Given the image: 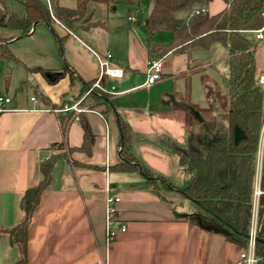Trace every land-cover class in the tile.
Listing matches in <instances>:
<instances>
[{
    "label": "crops",
    "instance_id": "obj_1",
    "mask_svg": "<svg viewBox=\"0 0 264 264\" xmlns=\"http://www.w3.org/2000/svg\"><path fill=\"white\" fill-rule=\"evenodd\" d=\"M1 1L5 4L8 0ZM22 6L21 15L25 10ZM224 6L223 0H211L208 12L214 14ZM108 8L114 10L115 6ZM142 16L139 10L129 15L126 12L125 21L130 28L121 44L123 49L119 50L107 41L95 44L78 31H68L55 22V33L62 37L59 42L52 32L63 51L61 64L27 65L23 80L26 94L3 105L0 264H13L19 257L8 230L21 217L20 199L25 189L41 178L40 162L56 153L53 144L61 141L66 156L54 162L50 184L41 193L27 227L26 264H235L242 247L221 232L176 217L174 210L185 211L178 204H185L172 187L185 186L191 176L179 164L174 146L185 147L191 129L227 107L226 71L222 73L219 67L227 56V48L215 45L206 54L198 50L167 53L159 58L161 78L145 86L149 60L146 35L137 41L132 33V26ZM98 22L106 29L105 21ZM39 25L52 31L46 24ZM89 28L86 24L80 29L87 32ZM87 33L88 37L93 35L91 30ZM248 35L256 42L258 74L264 66V40L255 39L254 33ZM260 49L261 64L257 56ZM108 52L112 55L109 65L120 67L123 73L120 77H107L108 86L114 88L105 97H93L86 93V84L89 86L98 77L96 54L105 58ZM4 85L7 86L5 81ZM33 95L36 101L30 100ZM78 101V106L86 110H63ZM67 117L63 135L61 123ZM121 124L128 134V152L136 158V168H109L122 160ZM140 164L158 179V187L153 189L147 184ZM108 194H116L119 201L114 204L116 212L111 221L117 233L106 244ZM185 200L192 209L190 200ZM121 226L125 230L121 231Z\"/></svg>",
    "mask_w": 264,
    "mask_h": 264
},
{
    "label": "trees",
    "instance_id": "obj_2",
    "mask_svg": "<svg viewBox=\"0 0 264 264\" xmlns=\"http://www.w3.org/2000/svg\"><path fill=\"white\" fill-rule=\"evenodd\" d=\"M18 1L25 8L22 15L8 10L4 2H0V26L8 31L7 35L0 34V57L9 55L7 44L10 40L29 35L39 24L50 27L59 42L62 37L55 33V22L74 33L81 28L79 21L89 26L97 25L98 21L89 22L86 17L88 6L96 3L112 7L119 0H75L74 7L61 5L58 0H49V4L41 0ZM127 1L134 4L133 0ZM210 1L146 0L150 7L144 21L145 45L149 60L159 59L167 53H190L191 50L206 54L215 45L227 48V56L222 61L226 67L227 107L191 129L185 147L174 146L179 164L185 166L191 176L185 186H168L188 198L193 206L189 213L174 210L176 217L206 230L221 232L244 247L253 204L255 157L264 121V96L257 80L254 59L256 42L247 35L263 25L264 0H223L225 6L214 14L208 12ZM130 12L128 9L127 14ZM100 83L108 88L107 76H103ZM89 86L87 83L86 87ZM88 94L105 97L106 91L94 88ZM68 118L61 123L63 135ZM121 133L122 160L109 168H136L133 163L136 158L128 152L129 137L122 124ZM53 147L56 153L40 162L41 178L25 189L20 199L21 217L8 230L10 242L19 250V257L13 264H26L27 227L41 193L50 184L54 162L66 156L63 141L54 143ZM140 166L147 184L153 189L158 187V179L147 167ZM259 189L257 236L264 240V148ZM255 251L260 257L256 264H264V244L256 242Z\"/></svg>",
    "mask_w": 264,
    "mask_h": 264
},
{
    "label": "rangeland",
    "instance_id": "obj_3",
    "mask_svg": "<svg viewBox=\"0 0 264 264\" xmlns=\"http://www.w3.org/2000/svg\"><path fill=\"white\" fill-rule=\"evenodd\" d=\"M41 1L46 2L47 0ZM58 2L67 6H74L75 0H58ZM46 3L49 4V1ZM133 3L134 5H130L127 0H119L114 4V10H110L108 7L106 8V6L102 4H90L86 13V17L89 18L88 21H105L106 29L101 28V26L99 25H91L89 30H87V32L91 30V33H93L91 37H88L89 33L81 30L80 28L78 29V33L82 35L86 40L87 38H89V41H92L95 44H103L104 41H107L113 46L115 45L118 50L119 48L123 49V46L121 44L124 42V38L126 36L125 34L128 33V28H130V23L127 24L125 21L126 12L129 8L133 12H135L136 10H139V12L141 13L143 12V16L140 17L139 22L136 23L135 26H132V28H134V30L132 31L134 38L137 39V41H142L144 36L146 35V31L143 27V22L150 6L147 4L146 0H133ZM5 5L7 6L8 10L16 14H19L23 10V4L18 0H8ZM19 15H21V13ZM83 23L84 22L81 21L78 25L81 28H84L86 24ZM251 33L253 34V32ZM0 34L7 35L8 31L4 27L0 26ZM7 48L9 55L7 57H0V95L3 97L7 95V97H9L10 99L13 97L19 99L26 94V86L23 80L26 78L25 71L27 65L58 67L61 64V54H63V51H61V47L55 40L52 31L48 30L43 25H38L32 34L15 40H10L7 44ZM260 53L261 49L259 51V55H257L258 62H260L261 64V56H263V54L261 55ZM219 67L222 70V73L226 71V67L224 65L220 64ZM7 76V86L5 87L4 81ZM223 109H225V106L222 107V110ZM257 147L258 148L255 157L253 194H255L256 190L259 191V194L261 192L259 189V177L261 172L264 148V121L259 133ZM180 197L181 199H183V203L185 205L183 204L184 207H182V205L178 204V207L185 208V211L190 212L193 208H190V205L187 204L188 202L186 203V200L183 196ZM252 202L257 204L259 203L258 197H256V195H253ZM253 210L254 207H252V211Z\"/></svg>",
    "mask_w": 264,
    "mask_h": 264
},
{
    "label": "built area",
    "instance_id": "obj_4",
    "mask_svg": "<svg viewBox=\"0 0 264 264\" xmlns=\"http://www.w3.org/2000/svg\"><path fill=\"white\" fill-rule=\"evenodd\" d=\"M132 21H136L135 17L131 18ZM254 33L255 39H263L264 40V23L263 25L256 29L252 30ZM111 54L108 52L105 55V58L99 56L96 54V58L98 60V64L100 67L98 77L95 79V81L86 89V93H90L94 88L102 89L106 92H111L113 90V86H109L108 88H104L101 83L100 79L103 76L107 77H120L122 76V69L120 67L111 66L108 63V59L111 58ZM161 69H162V63L160 59H152L148 60L146 64V71H145V79L143 82V85L149 86L156 81H158L161 78ZM257 80L258 83L262 89V93L264 96V66L263 69L257 74ZM31 101H36V97L30 96ZM10 102V98L0 95V111L4 110L3 105ZM79 101L74 103L73 105L64 106L63 110H69L73 109L76 112L84 111L86 110V107H79ZM259 191L256 190L255 194L256 197H258ZM119 201V197L116 194H108L105 199V219H106V226H105V235H106V244H109L116 236V228L111 226V221L114 218L116 207L114 204ZM255 202V201H254ZM253 202V203H254ZM257 204V203H256ZM255 205V203H254ZM254 207V206H253ZM256 214L257 209L253 210L252 212V218H251V224L249 228V235L247 237V242L244 247L241 248L238 254V258L235 262V264H256L260 257L257 256L255 251V235H256ZM120 230H125L124 226L120 227Z\"/></svg>",
    "mask_w": 264,
    "mask_h": 264
},
{
    "label": "water",
    "instance_id": "obj_5",
    "mask_svg": "<svg viewBox=\"0 0 264 264\" xmlns=\"http://www.w3.org/2000/svg\"><path fill=\"white\" fill-rule=\"evenodd\" d=\"M247 37L250 38V35H247ZM112 108H113V107H112ZM113 111H114V108H113ZM221 231H222V230H221ZM247 237H248V235H247ZM255 240H256L257 242H261V243L264 244V240L261 239V238H259L258 236H255Z\"/></svg>",
    "mask_w": 264,
    "mask_h": 264
}]
</instances>
